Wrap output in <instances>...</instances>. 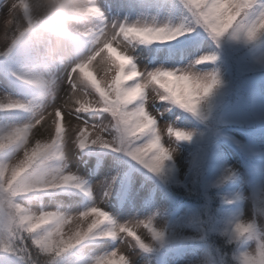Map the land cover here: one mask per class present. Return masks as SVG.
I'll use <instances>...</instances> for the list:
<instances>
[{"label": "rangeland", "instance_id": "rangeland-1", "mask_svg": "<svg viewBox=\"0 0 264 264\" xmlns=\"http://www.w3.org/2000/svg\"><path fill=\"white\" fill-rule=\"evenodd\" d=\"M63 2L71 5L75 0H63ZM82 4V7H69L66 10L67 15L71 16L76 23L71 31L63 33L62 43L59 45L51 41L45 43V47L55 50L58 66L56 72L44 79L38 73L29 70L27 50L31 49L32 37L37 31L47 32L51 28L50 18L38 14L37 0H0V41L8 44L14 36L28 27L36 26L37 28L5 66L7 74L13 75L19 84H10L8 79L0 74V104L23 105L20 110L0 111V135H7L13 128L33 124L41 110L51 104L53 109L61 106L72 95L78 94L90 102H95L98 95L94 87L98 86L102 91H106L116 75V69L108 62L107 45L110 42L109 28L111 25L176 28V24L180 21L179 14L172 10L164 0H82ZM99 10L101 16L96 14ZM261 14H264V1L261 8L256 9V13L247 18V29L256 24ZM87 17H90L88 24L84 23ZM40 21L44 23L37 27ZM240 22L241 18L232 28L234 34L228 45L229 49H236L237 54H233V50L227 54L230 55V63L225 67L228 69L227 79L222 73L225 68L221 62L215 63L213 59L209 62L197 63L203 56L213 57V50H208L203 46L197 49H185L182 54H178V49L169 45H161V43L125 42L124 51L133 60V65L137 70L142 73L161 69L178 73L191 72L200 78L214 77L218 81L217 87H214L217 88V98L222 96L220 100H223L219 106L225 108L224 121L239 124L248 114L244 99V85L245 81L250 79L249 75L243 77L245 45L235 33ZM246 38L243 39L248 43L255 42L256 48L253 56L259 57L260 62L263 63L264 31L257 32L254 39ZM5 47L0 44V53ZM247 47L250 49L249 45ZM73 68L76 71H73ZM239 79L241 80L237 90L230 92L232 84ZM229 80H232V83ZM256 82L258 98H255V114L264 119V81ZM40 86L47 90V96L41 94ZM210 92L200 99L198 105L201 111H205L206 102L212 101L209 97ZM139 104H143L146 110L153 115L157 130L163 129L161 143L169 151V157L173 161L172 168L178 182H185L189 192L199 193L203 176L212 182H222L223 179L232 177L233 181L228 187L231 191L226 190L224 195L226 199L232 196L239 203L235 208L237 223L252 222L256 226V231L264 235V163L260 164L261 174L255 175L251 171L252 159L242 160L230 146L240 142L244 147L250 145L264 151V132L250 131L247 133L228 128L225 133L230 138L229 145H221L220 133L223 130L216 121V126L210 127L214 121L213 116L208 115L206 122H194L188 116L181 119L170 100H160L158 94L150 90L142 101H137V104L131 107ZM220 112L221 109L217 114L220 115ZM66 117L71 122L68 126L69 133L76 124L95 128L112 122L107 113H81L77 120L74 112L68 115L66 110ZM113 128L109 127L102 138L108 140L113 147L121 149L120 146H116L113 139L110 140L113 135V138L118 137V133L115 129L112 130ZM168 128L179 129L188 134L190 139L176 140L174 136L169 138ZM37 140L46 142L47 135L38 134L33 129L27 143H21L8 152L0 159V165H11L22 157L23 151L28 146ZM224 142L228 144L225 140ZM212 143H216L217 146H214L208 167L206 160L212 149ZM86 148L89 149H86L87 153L80 154L78 149L73 148L72 140L67 136L64 138L60 146V162L48 160L43 166V173L58 172L61 175H70L75 178L74 183L66 185L65 192L58 191V188L46 189L52 194L28 205L30 213L54 212L70 218L79 216L90 208H100L106 212L110 221L107 225H103L101 230H108L113 225L132 226L149 222L157 232L170 236L174 242L183 239L199 242L202 238H209L220 251V254L214 257L208 246L196 244L172 250L163 257L159 264H212L213 261L224 264L223 250L226 248L219 246V241L224 237L228 222L225 221V216L224 220L219 221V219L224 215L223 212L227 215L234 213L230 205L223 207L219 201L216 202L213 199L212 195L202 194L206 202L204 211L184 206L177 212L171 213L169 203L163 201L160 196L161 191L157 188L153 189L154 187L138 173L133 174L129 179L127 193L119 203L116 200L120 191V183L125 175L124 166L107 153L108 150H112L111 147L106 150L100 145L90 143ZM195 149L200 150L197 155L193 154ZM94 153L98 154L96 165L92 164ZM152 173L167 181L166 161L159 173ZM75 182H81V187L87 192L86 198L81 196L80 189L75 186ZM203 184L206 185L205 180ZM1 228L4 229L5 235L0 233V244L4 245L0 253L18 252L21 260L29 257L31 260L35 259L36 254L24 244L25 236L22 232L13 236L3 220H0V231H2ZM139 231L144 233L145 245L154 247V242L151 236L147 235V231L145 229ZM7 238L15 241L17 246L4 244ZM89 238L94 242L86 243L79 249L80 258L77 264H96L98 259L117 249H126L122 252L126 264H154L153 255L141 253L134 242L124 244L120 237L114 238V241H108L106 238H99V233ZM250 244L252 247L255 246L254 242L249 241L246 249H249ZM7 264H21V262L11 260Z\"/></svg>", "mask_w": 264, "mask_h": 264}, {"label": "snow or ice", "instance_id": "snow-or-ice-1", "mask_svg": "<svg viewBox=\"0 0 264 264\" xmlns=\"http://www.w3.org/2000/svg\"><path fill=\"white\" fill-rule=\"evenodd\" d=\"M183 3L194 16L196 22L212 35L219 38L229 29L234 28L243 13L253 4V0H183ZM97 8V7H96ZM99 9V8H97ZM95 11V9H94ZM101 16L100 10L96 12ZM115 35L109 37L107 45L108 62L116 69L115 78L110 82L106 91H100L95 102L85 100H66L61 106L53 109L52 104L38 113V118L31 125L16 127L0 135V149L5 145L17 143L26 144L33 129L43 134L44 129L50 130L52 137L47 141H36L28 146L23 155L11 165H0V220H3L9 233L15 236L20 232L36 234L32 245L42 253L60 255L74 248L85 239L99 233V238L113 239L120 237L124 244L133 243L145 248L144 233L152 239L160 240L161 233L157 232L151 223L138 225H113L108 230H101L102 226L110 223L109 217L100 208H90L79 216L65 218L54 212H40L33 214L15 203L16 197L27 193H36L48 188H59L74 183L75 178L70 175H61L58 172L45 174L38 178L27 179L35 163L42 157L59 158L60 143L67 138L71 139L68 126L71 123L66 117L75 113V118L81 113L104 108L116 125L120 145L126 149V155L143 165L151 172L159 173L163 163L169 159V151L161 147L163 129L157 130L156 122L143 104L131 107L142 101L146 93L155 92L160 100H170L182 109L196 113L200 99L207 95L217 83L214 77L200 78L191 72L178 73L171 70L157 69L142 73L133 65L132 59L125 54V42L141 44L165 43L176 39L183 34L182 27L169 28L124 25H111ZM264 31V14H261L255 25L246 31L247 39H254L257 32ZM214 57L203 56L197 63H205ZM41 94L47 96V90L40 86ZM162 93V94H161ZM75 103L76 107L69 105ZM23 108L17 103L0 104V111H16ZM77 108L79 111H77ZM80 126L76 124L73 127ZM57 128L59 131H56ZM168 137L176 140H188L189 135L181 130L168 128ZM84 141L82 149L86 148L91 140V129L83 127L79 133ZM103 142H101L102 144ZM113 151L120 150L109 145ZM79 187V185H76ZM234 237L244 238L254 242V247L240 252L237 264H264V235L259 234L248 223H237L233 229ZM4 245L0 244V249ZM126 249H117L101 257L96 264H126L122 252Z\"/></svg>", "mask_w": 264, "mask_h": 264}, {"label": "clouds", "instance_id": "clouds-1", "mask_svg": "<svg viewBox=\"0 0 264 264\" xmlns=\"http://www.w3.org/2000/svg\"><path fill=\"white\" fill-rule=\"evenodd\" d=\"M82 6H83L82 0H75V2L71 5L64 3L63 0H37V6H36L37 12L39 15L43 17L50 18L51 28L47 32L37 31L35 35H33L32 37L31 49L27 50L29 53L28 63H29L30 71H34L38 73L39 76L44 79H47L50 74L57 71L58 61L56 55L54 54L55 50L53 48L45 47L44 45L46 42L49 41L54 42L56 45L62 43L61 37L63 33L65 31H71L76 23L71 16L67 15L66 10L69 7H82ZM89 18L90 17H87L84 20V23L88 24ZM114 35H115V31L112 28H109V37ZM0 44H3V47L7 46V44L3 41H0ZM72 70L76 71L75 68H73ZM89 95H91V93H89ZM69 99L74 101L77 99L85 100L86 98L78 94H75L70 96ZM69 106L74 108L76 107L75 103H72ZM184 110L189 111L187 109ZM77 111H79L78 108ZM106 112H107L106 109L98 108L95 110H91L90 112L87 113H106ZM112 122L102 124L95 128L89 127L91 129L90 138L94 142L93 144L100 145L101 147L104 148L111 145L108 140H105L102 137L109 127H114L116 130V125ZM56 131H59V129L57 128ZM80 131H83V126H76L73 127L71 130L70 134L72 137L71 140L74 149H82L83 147L84 141L80 139V135H79ZM43 134L47 135V139H50L52 137V133L48 129H44ZM37 141L43 142L42 140H37ZM101 142L103 143L101 144ZM161 147H163V145H161ZM52 173L53 172L42 173L40 170L33 168L29 172L27 179L31 180L43 176L45 174L50 175ZM248 224L253 228V230H256V226L254 223L249 222Z\"/></svg>", "mask_w": 264, "mask_h": 264}, {"label": "trees", "instance_id": "trees-1", "mask_svg": "<svg viewBox=\"0 0 264 264\" xmlns=\"http://www.w3.org/2000/svg\"><path fill=\"white\" fill-rule=\"evenodd\" d=\"M202 30L203 31L205 30L204 27H202ZM231 56H233V55H231ZM219 60L222 61L225 65H228L230 63V57L229 56H227L226 58H220ZM229 81L232 83V80H229ZM238 83H239V81H238ZM237 84H236V86H237ZM206 103H207V105L205 106V108L207 110H209L211 108V103L210 102H206ZM173 190L175 192L181 194V195L184 194V191L181 187H177V188L175 187V188H173ZM202 194H211V192L208 190L206 191V189L200 187L199 198H191V200H192V203L194 206L197 205L202 211H204V206L206 205V202H205L204 197L201 196ZM213 199L215 200V196H213ZM224 235H225V232H224ZM27 238H28V236L26 235V239ZM236 242L238 243V238L234 237L233 230L231 231V234H229V236L227 237L226 240L223 237L222 240L219 241V246H222V247L224 246L226 248L225 250H223L224 264H237V261H236L237 254H236V250H235V246H236L235 243ZM25 246L30 249V245H29L28 241H25ZM213 247H214L213 256L217 257V254L218 253L220 254V251L218 250V246L213 244ZM38 250L39 249H36L37 253L34 252V254H36L34 256V258H35L34 260H31V257H29L28 259L23 261V264H52L51 261L53 260V258H54L53 256H55V255L45 254V253H42L40 250H39L40 251L39 252ZM58 257H59V255H57V258Z\"/></svg>", "mask_w": 264, "mask_h": 264}]
</instances>
